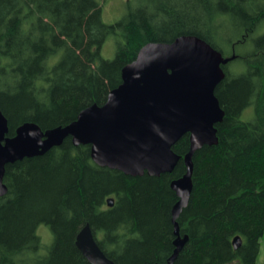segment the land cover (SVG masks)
I'll list each match as a JSON object with an SVG mask.
<instances>
[{
  "label": "trees",
  "instance_id": "obj_1",
  "mask_svg": "<svg viewBox=\"0 0 264 264\" xmlns=\"http://www.w3.org/2000/svg\"><path fill=\"white\" fill-rule=\"evenodd\" d=\"M225 20L238 35L222 43L215 36ZM263 28L264 0H126L113 23L102 21L97 0H0V110L7 135L24 122L43 131L64 126L82 109L102 105L121 83L122 68L149 42L181 35L204 40L233 58L221 65L224 78L215 89L224 111L218 142L192 157V190L177 218L188 238L173 264H255L264 234ZM110 36L115 52L105 59L101 48ZM247 107L253 117L244 121ZM172 149L181 158L160 176L100 167L89 145L74 146L70 137L41 156L7 164L0 264H89L75 245L86 223L113 264L165 263L175 238L177 197L170 183L185 173L188 134ZM41 225L51 232L49 244ZM235 236L242 241L237 249Z\"/></svg>",
  "mask_w": 264,
  "mask_h": 264
},
{
  "label": "water",
  "instance_id": "obj_2",
  "mask_svg": "<svg viewBox=\"0 0 264 264\" xmlns=\"http://www.w3.org/2000/svg\"><path fill=\"white\" fill-rule=\"evenodd\" d=\"M224 57L204 40L181 35L171 42H149L121 71V83L102 105L82 109L64 126L43 131L34 122L19 125L8 136V121L0 110V197L7 193L5 166L24 158L41 156L70 137L74 146L89 145L92 161L126 175L150 176L171 173L181 156L172 147L186 134L189 149L183 156L185 173L170 183L177 201L171 208L174 249L167 261L173 264L187 241L177 218L187 206L192 190L193 154L204 145L218 142L216 124L224 111L215 89L224 78ZM111 207L113 198L106 199ZM234 249L240 236L232 239ZM89 264H113L99 247L86 223L75 239Z\"/></svg>",
  "mask_w": 264,
  "mask_h": 264
},
{
  "label": "rangeland",
  "instance_id": "obj_3",
  "mask_svg": "<svg viewBox=\"0 0 264 264\" xmlns=\"http://www.w3.org/2000/svg\"><path fill=\"white\" fill-rule=\"evenodd\" d=\"M101 6V19L104 23H113L117 19H119L124 11H125V3L126 0H97ZM229 22V21H228ZM225 29L222 28L220 34L216 35V39L219 41H222L223 39L230 36H237L238 33L235 31V27L230 28L229 24L225 20ZM264 31V28H263ZM226 40V39H225ZM115 37L110 36L108 37L101 48V56L105 59H112L115 52ZM251 48V46L244 47L243 50H248ZM225 49L228 50V46L225 45ZM231 68H233L236 73L238 72L237 66L235 64L230 65ZM253 117V111L251 107H247L244 109V111L241 114V119L244 121L251 120ZM39 231L42 236L43 242L46 244H49L51 241V232L50 230L44 226L41 225L39 228ZM48 242V243H47ZM255 264H264V234L260 239V247L259 252L255 261Z\"/></svg>",
  "mask_w": 264,
  "mask_h": 264
}]
</instances>
